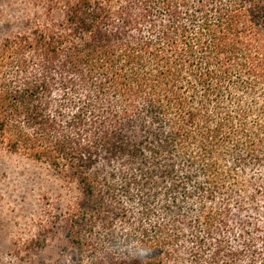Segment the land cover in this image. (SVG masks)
<instances>
[{"label": "trees", "instance_id": "16d2710c", "mask_svg": "<svg viewBox=\"0 0 264 264\" xmlns=\"http://www.w3.org/2000/svg\"><path fill=\"white\" fill-rule=\"evenodd\" d=\"M40 2L0 41V144L73 193L37 245L264 264V0Z\"/></svg>", "mask_w": 264, "mask_h": 264}, {"label": "rangeland", "instance_id": "374dc122", "mask_svg": "<svg viewBox=\"0 0 264 264\" xmlns=\"http://www.w3.org/2000/svg\"><path fill=\"white\" fill-rule=\"evenodd\" d=\"M42 17L40 0H0V41ZM66 195L72 190L45 162L0 144V264H77L75 251L57 231L37 245L41 226L53 225L50 215L62 211Z\"/></svg>", "mask_w": 264, "mask_h": 264}]
</instances>
